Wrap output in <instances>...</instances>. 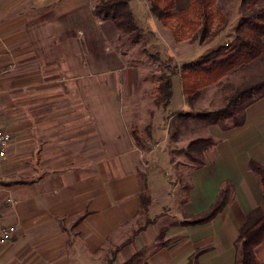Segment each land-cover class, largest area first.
<instances>
[{
    "label": "crops",
    "instance_id": "1",
    "mask_svg": "<svg viewBox=\"0 0 264 264\" xmlns=\"http://www.w3.org/2000/svg\"><path fill=\"white\" fill-rule=\"evenodd\" d=\"M97 1H0V55L14 63L0 76V128L13 133L0 166V228L13 232L0 244V264H234L239 229L262 202L248 166L264 165V96L240 126L182 123L183 132L195 128L189 142L214 144L187 172L186 189L172 188L171 176L151 164L171 168L173 116L219 109L196 107L202 89L189 104L179 74L207 53L173 41L147 0H139L143 12L128 0L144 48H158L156 62L177 70L170 104L157 106L158 77L138 53L146 49L121 46L114 25L94 15ZM187 2L174 0L175 10ZM223 191L226 204L197 223Z\"/></svg>",
    "mask_w": 264,
    "mask_h": 264
},
{
    "label": "trees",
    "instance_id": "2",
    "mask_svg": "<svg viewBox=\"0 0 264 264\" xmlns=\"http://www.w3.org/2000/svg\"><path fill=\"white\" fill-rule=\"evenodd\" d=\"M150 13L161 25L175 34V42L180 40L198 42L200 45L211 43L224 29L226 19L218 14V22L213 28L214 15L211 11L213 0H188L187 6L180 12L175 11L174 0H147ZM242 15L234 31L232 41L211 50L199 60L183 64L179 70L183 80V88L187 95L192 92V99L199 95V89L218 83L227 73L248 65L252 61L264 57V0H240ZM94 15L100 20L111 22L119 36H127L132 44H139L140 30L131 13L128 0H98L94 6ZM194 33L191 38L182 37L185 32ZM189 35V33H187ZM165 74L157 80L154 103L166 108L171 101V78L176 69H170L163 64ZM201 87V88H200ZM264 96V80L236 91L229 96L225 104L214 111L192 113H179L176 116L186 121L193 120L205 125H219L230 121L235 127L240 126L244 120L245 109L251 103ZM188 97V96H187ZM191 104L190 100L187 101ZM137 132L132 136L138 142ZM213 141L199 138L190 141L185 147V156L188 161L197 166L203 164L202 156L213 146ZM251 170L259 179L261 185L262 202L251 210L239 229L235 243L236 259L234 264H264L257 261L254 249L264 242V165L255 162L249 163ZM140 209L145 210L149 199L141 196ZM226 204V193L223 191L209 214L202 217L197 223L208 221Z\"/></svg>",
    "mask_w": 264,
    "mask_h": 264
},
{
    "label": "rangeland",
    "instance_id": "3",
    "mask_svg": "<svg viewBox=\"0 0 264 264\" xmlns=\"http://www.w3.org/2000/svg\"><path fill=\"white\" fill-rule=\"evenodd\" d=\"M0 1L3 2V0ZM133 3L137 4V8H139L142 12L145 10L143 5L139 3V0H133ZM210 7L214 15L213 23H211L212 27L214 28L218 22V18H217L218 14L224 16V18L226 19V24L224 25V29L221 31V33L211 43H209V45L208 44L204 46L200 45L201 47L199 48L198 51L200 52V55L209 53L211 50H214L220 45H222L223 42L225 41L232 40L234 37V31L238 25V22L240 21L243 12L240 4V0H213ZM175 11L180 12L181 10L180 11L175 10ZM166 30L171 35L173 41H175L174 38L177 31L175 30L171 32L168 29ZM187 33H189V35ZM187 33L185 32L183 35H181L182 37L178 36V38H191L192 35L194 34L192 33V31H189ZM140 35H141V40L139 44L142 46V48H144L143 40H142L144 36L141 34V32ZM119 43L121 44V46H125L126 48L131 47L130 45H133L131 40L127 36H122V38H120ZM134 45H138V44H134ZM161 46H163V44ZM144 49L146 50L144 51L138 50V53L139 54L141 53L140 61L143 60L149 65V68H146V70L149 71V75L154 74L155 76H157L158 77L157 80H158L159 76L165 74L166 72L164 70V67H162L163 64H168L169 62L166 61L159 63L156 62L157 58H155V56L157 55L154 53L155 52L154 50H159L158 48L151 49V47L150 48L148 47ZM145 51L146 54L149 55V59L147 60L145 59L146 57V54H144ZM200 58H201L200 56L199 58L197 57V59ZM257 60H254L251 63H249L248 67H245L247 65H243L238 68L236 67V69H233V71L227 73L226 76L223 77L218 83H213L203 88L200 87L203 90V95H202L203 100H201L202 102L198 101L197 103L199 102L200 103L197 104L196 107L204 108L208 104H210V106L212 104L220 108L225 104L227 98L236 91L245 88L247 85H252L261 80H264V57H261ZM201 91L199 92V95ZM208 92H210L209 95H207ZM192 98H193L192 92L188 93L187 101L190 100L191 104L193 102ZM189 121L193 122V120H189ZM187 122L188 121H186V123ZM182 123L183 120L179 119V117L175 115L166 124L168 125L166 130L167 144H169L170 147L169 149L171 150L172 162L171 165L169 164L171 168L163 167V165L157 166L156 163H152L151 168L156 170L159 167L160 170H164L167 175L171 176V180H173V183H171L172 188L175 186L176 183L178 184L179 189L180 190L182 189L184 191L186 189L185 176L192 167L196 166L195 163L188 161V158L184 154L186 144L189 143V140L191 139L190 137L192 135L191 133H193V130H195V128L191 126V123H189L190 126H187V129L183 132V130H181L180 128L182 126ZM181 134L184 135V138H182L181 141H179ZM162 146L163 144L161 145L159 144V149H157L155 152H159ZM256 250H258L257 254H256ZM254 254L258 262L264 263V242L260 243L255 247Z\"/></svg>",
    "mask_w": 264,
    "mask_h": 264
},
{
    "label": "built area",
    "instance_id": "4",
    "mask_svg": "<svg viewBox=\"0 0 264 264\" xmlns=\"http://www.w3.org/2000/svg\"><path fill=\"white\" fill-rule=\"evenodd\" d=\"M1 48H3L4 51L3 53H5L6 55L10 54L8 48L5 45L1 46ZM13 68H14V63L9 62L7 64H4L0 55V76H2L5 72L12 70ZM12 140H13V133L8 129L5 130L0 128V166L6 164L9 160L8 153ZM8 202L11 205L16 204V202L11 199H9ZM12 232H13V228H8V227L0 228V244L5 243L10 238Z\"/></svg>",
    "mask_w": 264,
    "mask_h": 264
}]
</instances>
